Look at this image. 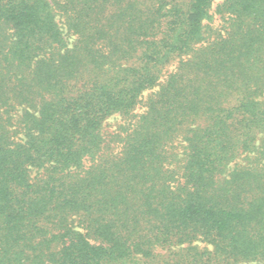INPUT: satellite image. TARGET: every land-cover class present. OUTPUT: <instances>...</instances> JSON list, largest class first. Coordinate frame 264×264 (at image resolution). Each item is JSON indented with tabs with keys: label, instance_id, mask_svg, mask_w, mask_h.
<instances>
[{
	"label": "trees",
	"instance_id": "trees-1",
	"mask_svg": "<svg viewBox=\"0 0 264 264\" xmlns=\"http://www.w3.org/2000/svg\"><path fill=\"white\" fill-rule=\"evenodd\" d=\"M216 1L0 0V264H264V0Z\"/></svg>",
	"mask_w": 264,
	"mask_h": 264
},
{
	"label": "rangeland",
	"instance_id": "rangeland-1",
	"mask_svg": "<svg viewBox=\"0 0 264 264\" xmlns=\"http://www.w3.org/2000/svg\"><path fill=\"white\" fill-rule=\"evenodd\" d=\"M222 2H223V0H217V1H216V4L218 5V4H221ZM213 22H214L213 25H218V24L220 23L219 16H215ZM156 90H157V89H156ZM156 90H154V91H156ZM154 91L146 93V94H145V97L147 98V95L152 94ZM144 102H145V101H144ZM145 110H146L145 106L141 104V105L137 108V110H136L135 113H136L137 115H140V114L144 113ZM129 120H131V119H129ZM129 120H128L126 117H124V116H122V115H119V114H117V115L112 116L111 118H109V119L105 122V124H104V128H103V131H102V132L104 133V135H105L107 141L110 140V136H111L114 132L118 131L120 127H126V126H128V125H129ZM201 246L203 247L204 245H201Z\"/></svg>",
	"mask_w": 264,
	"mask_h": 264
}]
</instances>
